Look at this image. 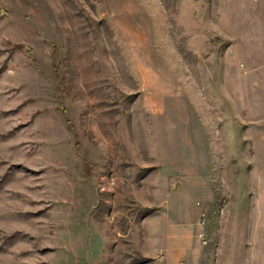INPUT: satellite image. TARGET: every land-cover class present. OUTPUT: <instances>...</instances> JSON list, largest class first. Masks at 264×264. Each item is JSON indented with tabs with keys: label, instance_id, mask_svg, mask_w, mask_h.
<instances>
[{
	"label": "rangeland",
	"instance_id": "1",
	"mask_svg": "<svg viewBox=\"0 0 264 264\" xmlns=\"http://www.w3.org/2000/svg\"><path fill=\"white\" fill-rule=\"evenodd\" d=\"M0 264H264V0H0Z\"/></svg>",
	"mask_w": 264,
	"mask_h": 264
}]
</instances>
